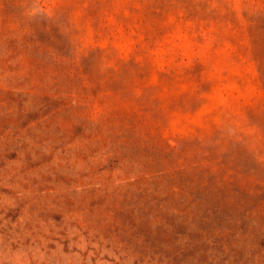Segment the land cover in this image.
Listing matches in <instances>:
<instances>
[{"label": "rangeland", "instance_id": "obj_1", "mask_svg": "<svg viewBox=\"0 0 264 264\" xmlns=\"http://www.w3.org/2000/svg\"><path fill=\"white\" fill-rule=\"evenodd\" d=\"M0 264H264V0H0Z\"/></svg>", "mask_w": 264, "mask_h": 264}]
</instances>
